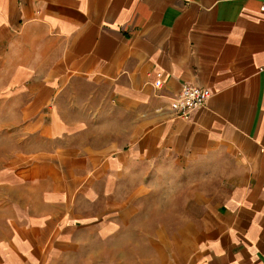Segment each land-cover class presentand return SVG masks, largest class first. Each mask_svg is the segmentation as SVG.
Listing matches in <instances>:
<instances>
[{"label": "crops", "instance_id": "0c3cea01", "mask_svg": "<svg viewBox=\"0 0 264 264\" xmlns=\"http://www.w3.org/2000/svg\"><path fill=\"white\" fill-rule=\"evenodd\" d=\"M263 5L0 0V264H264Z\"/></svg>", "mask_w": 264, "mask_h": 264}, {"label": "built area", "instance_id": "2783aa9c", "mask_svg": "<svg viewBox=\"0 0 264 264\" xmlns=\"http://www.w3.org/2000/svg\"><path fill=\"white\" fill-rule=\"evenodd\" d=\"M261 9L264 11V5ZM211 96L209 88L186 83L172 97L170 107L175 117L190 119L194 111L204 107Z\"/></svg>", "mask_w": 264, "mask_h": 264}, {"label": "rangeland", "instance_id": "374dc122", "mask_svg": "<svg viewBox=\"0 0 264 264\" xmlns=\"http://www.w3.org/2000/svg\"><path fill=\"white\" fill-rule=\"evenodd\" d=\"M7 128L9 127H0V134H2L1 130L3 133H9ZM24 145V142L18 141V137H0V164H9L12 160V152L21 151ZM194 241V237L165 238L163 239V245L169 251H164L162 256L164 258H172L176 255L174 254L176 249H184L193 244Z\"/></svg>", "mask_w": 264, "mask_h": 264}]
</instances>
